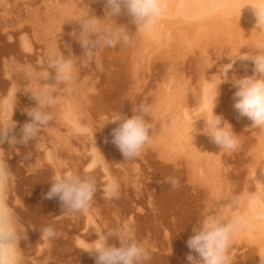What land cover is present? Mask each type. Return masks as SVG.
<instances>
[{"label": "bare ground", "instance_id": "bare-ground-1", "mask_svg": "<svg viewBox=\"0 0 264 264\" xmlns=\"http://www.w3.org/2000/svg\"><path fill=\"white\" fill-rule=\"evenodd\" d=\"M167 3L168 8L166 12L157 22L150 34H133L129 44L119 46L115 49H105L104 57L107 59L108 52L113 55V60L119 64V67L121 68L122 76L124 78H129V76H131L129 79H131V81L135 80L133 83L134 85L141 80V78H139L140 80L137 81L139 76L137 79L135 78L137 76L134 75L136 71H139L142 77L148 71L149 72L146 76L149 75L151 68L149 69L148 66L149 63L152 62V58L158 59V57H163L162 59H164V61H168V57L174 55L173 60H179L181 58L183 60L189 55H196L198 62L201 61V67H199V69L196 68V74L194 75L196 80L192 81V77H188L185 74L178 76V70H173L171 67L172 65L170 66L168 62L174 72H170L169 66L167 67V69L169 68V72L167 70L169 74L167 73L168 76L165 75V77L169 78L170 76V78L168 79V82L166 80L167 78L165 79V82L167 83H163V85H165L161 87L156 95V102L154 101V118L156 122H159L160 126L153 130L151 134V144L156 146L158 156L162 159L161 165L167 170V168H169V166H167L168 163L164 164L163 161L166 162L172 159H180V162H182V164L184 163L187 169V179L193 182V184L196 182L197 186H200L206 201L208 199L209 186L219 187L225 194L252 193V191L256 190V184L253 183V178H256V174V183L260 184L261 189H264V181H261L264 180V169H257L258 166L264 164V131L248 128L251 121L247 117L240 116L237 110L233 107L234 92L236 91V88L234 85H231L232 87L230 86L229 88L232 80L229 79L231 81L229 85L227 84L229 89L227 87L225 88L226 85L223 87V84L228 83L229 80L218 86L219 95L217 97L214 111L221 115L224 120L230 122L234 130L237 132L239 142L234 150H221L220 146L214 143L211 138L203 132V129L206 126L203 117L209 115L212 101L206 99L198 103L199 97L191 92V89L193 88L198 90L201 86H207L209 95L211 94L215 85L221 81L222 72H218V68L215 66L220 62H217L219 60L217 58L223 56H221L223 51H226V53L224 52L226 56L223 59L226 63H229L231 60L229 56L235 58L236 55L241 53V51H249L248 46L264 45V31L254 28L256 24L254 11L250 7H245L241 12L243 0H167ZM95 6L98 9L104 8V11L102 10L97 13ZM74 8H79L82 14L91 11L101 18L106 15L104 0H0V96H6L10 91L17 93L12 116V119L15 121V128L9 133L10 137L15 136L17 140L21 138L24 124L31 120L26 109L36 105V100L32 97L31 92L25 91L27 87L23 89L24 78L22 74L17 73L18 70L26 65L34 66L38 59L42 58L45 54L46 43L53 38L58 44H60L61 49L66 55L81 56L79 51H75L72 46L74 42L79 44L78 47L81 45L72 35L73 31L78 34L80 25L74 20H68L65 22L67 14ZM114 19H116L119 24L127 25L131 31L134 32L136 30V25L132 22L131 17L126 11H123L119 16L114 17ZM29 49H31V51H29ZM209 50L212 52V55L208 53ZM207 53L211 57L207 55ZM214 53L215 55L218 53L216 58L214 56L215 62H211L212 64L208 63V59H211ZM208 56L210 58H208ZM223 59H220L221 65L223 64ZM182 60H180V62ZM181 65L179 64V66ZM252 65L253 63L251 60H236L233 68L230 70V76L233 74L238 77L251 75L253 73L251 70ZM84 68V65L80 68V77L81 79L90 80V78H87L88 76L82 72ZM131 70L133 71L132 73L134 77L130 75L132 74ZM182 72L184 71H181V73ZM50 73V78L47 81H43L44 83L55 82L54 70L50 69ZM99 75L101 76L102 73ZM214 75L216 77L215 82L211 80ZM176 76H178V78H176ZM98 80L96 81V84L98 83ZM141 81L139 83L140 85L146 82L145 80V82ZM93 84L94 80L92 85ZM96 84H94V86ZM139 84L137 83L140 87ZM158 84L161 86L160 83ZM135 88L136 84L134 89ZM134 89L132 91L137 92L135 90L138 89ZM96 91L97 90H95V92ZM139 91L137 94H140ZM113 92L115 93V91ZM96 97L97 96L93 94L84 97L80 93H76L73 97L68 99L67 103L73 105L79 124L89 130L88 134H85L87 132H82V134L84 133L83 136H88L86 138L88 139L87 141L84 139L85 137L83 138L85 143L88 142L86 144L87 147L84 150L82 149L84 152H87L86 149H88V154L83 152L84 156L87 155V157L85 156L87 162L86 165L84 163L85 169L86 166L87 168L91 166V168H94L93 170L97 167L99 169L97 172L100 171L98 177H100V179L102 177V184L108 176L115 178L120 184L121 192L123 191L121 190V187L123 188L124 186L125 188L126 184H128L126 183L128 182L126 181V174L129 173H127V170L125 169H120L119 164L118 169L113 167L115 160L114 154L111 152L112 150L110 148L112 147V149H114L116 145L114 146V144L111 143L112 141L109 140L113 137L107 139L105 136L108 140L106 141L104 138H98L99 136L97 137L96 132L93 133L94 127L92 126L100 125L95 124L100 119L96 121L92 119L95 122H93L94 125L91 124L92 120L90 116L91 112H93L91 111V103L92 101L97 103ZM132 104L134 105V103ZM64 108V104L57 106L54 110L57 113L56 118L50 122L47 129L41 131L36 140H30L27 144L18 143L13 147L9 143V140L6 139L3 145H0L8 155V164L15 176L12 195L13 197H19L22 201V206L17 209V212L23 227L26 229V238L22 239L20 242V247L23 249L25 257V264H83L84 262V264H96L95 253L84 250L80 252L78 248L81 249V246H87L90 242L96 240L98 238L96 231L103 229L108 225H105L104 219H100L105 215L107 216L106 211H104L106 214L103 212L104 216H101L100 210L103 206L106 207V205H112L110 204L112 201H106L101 196V193H99L101 191H97L96 198L94 199L90 210L85 214H81L83 218L81 215L80 217L82 219L78 217L81 221L77 220L76 214L71 217L63 214L64 209L59 197L46 198V194L50 190L53 182V176L57 172L73 170V165L70 160L75 151H73L74 149L72 148V145L74 143L72 144L71 139L76 137L74 134L77 133V136H79L81 133H75L74 129L65 123L61 116V112ZM102 116H99L98 114L97 118H101V122L106 121V116ZM112 123H110V131L114 129L115 125L118 126L120 121H118V123ZM62 125L66 127L68 132L74 131V134H72L75 137L68 138V136L64 135L65 132L63 133L64 128H62ZM101 128L102 127H99L100 130ZM96 129L99 131L98 128ZM96 129L94 131H96ZM80 136L81 137L79 138H82V135ZM85 143L82 144L85 146ZM75 146L77 147V145H74V148ZM80 146L84 147L83 145ZM75 149L79 151L78 147ZM75 153L74 154L77 155L82 152ZM85 158L83 157V159ZM115 159H117V157ZM83 162H85V160H83ZM136 164L134 163V166L137 168L138 165L136 166ZM146 167H148L147 164ZM179 167H181V165ZM93 170L91 173L96 172V170ZM167 176L172 177V173L167 172ZM98 177L95 176V178ZM100 179H98L97 182H99ZM132 181H130V183H132ZM148 181L150 184L152 179L151 181ZM134 183L136 184L137 181ZM134 183L132 184L135 185ZM139 183L141 187L142 182ZM158 183L160 184V181ZM139 189L141 190V188ZM192 192H195V190ZM139 194L140 192L137 194L138 197ZM149 195L150 194H148V196ZM152 195H150V197ZM138 197L136 196V198ZM157 197L159 199V209L170 205V201L166 199V195L161 194L160 197ZM134 198L130 197L131 200ZM139 199L141 200L140 197ZM144 199L146 200V198ZM122 200H124V198L120 201ZM149 201L152 202L153 199H150ZM145 203H147V201ZM133 204L135 203L132 201L130 209L134 206ZM153 204L151 205L149 202L147 203V205H149L148 207L151 206V209L153 208ZM118 205L119 204H117V207ZM121 205H123V202ZM136 206L137 205L135 204L133 207L136 211L143 208H140V205L135 208ZM114 208L116 207L114 206L113 209ZM109 209L110 208L108 207L107 210ZM118 210L121 214L123 213L121 212V209ZM154 210L155 209H153V211ZM199 210L194 208V212L190 214V216L185 217L188 218V222L194 220V222L192 221L193 226L197 223L199 215L202 212V209ZM116 211L114 209V212ZM143 211L147 213V210L144 209ZM186 211L189 210L186 209ZM233 211L237 214L246 215L247 226L235 238L232 244L235 246L243 245L245 248H248V252L245 254L247 264H259L258 252L261 247H264V202L258 200V202L251 207H249L246 202L243 207L240 209H233ZM111 212H113V210ZM119 212L117 211L116 213ZM112 215L113 217H111ZM109 216L111 217L109 218L110 222L114 218H120V220L116 219L117 222H120L122 217L120 215L117 217L114 213L109 214ZM132 216L133 213L131 217L128 216V218L130 217L128 220L133 222ZM74 217L76 218L75 220ZM161 217L164 220H172L169 218V214L166 211L161 213ZM83 219L84 223L82 225L80 222H83ZM122 220L124 222L123 218ZM125 220H127V217ZM123 222L120 223L122 224ZM48 225L55 228L57 235L46 245V242L41 239V229ZM114 225L115 223L113 226ZM74 226L77 227L75 228ZM78 228L85 230V233L79 231L80 229ZM134 228L135 226L133 229ZM159 229L162 235L160 239L161 241H159L160 247L162 248L159 249H162V251L164 250L166 252L164 254L168 255L175 252L173 256H167L163 261H166L168 264H186L185 253H182L183 250L181 252L177 251L176 241L172 238L168 227L165 228L164 225L160 226ZM149 233L150 232H146V234H148L147 237L149 236ZM118 241L117 238L114 239L111 237L108 242L109 244L119 246ZM145 241L148 242L152 249L158 251V249H155L158 244L155 239H145Z\"/></svg>", "mask_w": 264, "mask_h": 264}, {"label": "clouds", "instance_id": "clouds-1", "mask_svg": "<svg viewBox=\"0 0 264 264\" xmlns=\"http://www.w3.org/2000/svg\"><path fill=\"white\" fill-rule=\"evenodd\" d=\"M104 3L106 15L103 18L91 11L82 14L79 8H74L66 16L65 22L74 20L80 25L78 34L73 31L72 35L84 49L81 56L66 55L53 38L46 43L45 54L34 66L26 65L18 70L17 73L30 82L28 91L36 100V105L26 109L31 120L24 124L22 136L17 140L15 136H9L15 128L12 116L17 93L10 91L6 96H0V145H3L6 139L13 147L18 143L27 144L30 140H36L41 131L47 129L50 122L56 118L57 113L54 110L61 104L65 105L61 112L65 123L78 133L88 132L87 128L79 124L73 105L67 103L76 93L87 97L95 92V88L87 79H81V66L93 59L98 61L104 49H115L129 44L133 34H150L168 8L167 0H104ZM245 7L254 11V28L264 31V0H243L241 12ZM123 11L127 12L136 25L134 32L114 19ZM248 48L249 51H241L235 58L229 56L230 62L220 67L219 72L223 73V79L215 85L210 95L207 86H201L198 90L191 89V92L199 97L198 103L206 99L212 101L209 115L203 117L206 122L203 132L219 145L221 150H234L239 142L232 124L214 111L219 95L218 86L229 79L236 88L233 107L240 116L251 121L248 128L264 131V45H252ZM236 60H251L253 73L242 77L234 74L230 76V70ZM50 69L55 72V82L44 83L43 81L50 78ZM215 79L214 75L211 80L215 82ZM133 111L134 114L130 117L114 115L105 118V124L120 121L113 129V143L120 149L125 160L138 158L145 147L152 143V124L148 118L155 114L153 107L142 103L134 107ZM258 168L264 169V164ZM91 171L90 166L83 172H57L52 178L53 182L46 198L59 197L64 209L63 214L71 217L90 210L98 188L102 189L104 199L119 197L120 184L115 178L108 176L102 185H98ZM256 178H253L256 190L252 193L225 194L219 187L209 186L208 199L193 226V235L187 241L192 250L187 256L189 264H232L230 247L247 226L246 215L237 214L233 209H240L246 202L249 207L258 200L264 202V189L256 183ZM164 182L173 188L179 186L176 177H166ZM14 183L15 176L8 164V155L3 147H0V264H25L20 242L26 238V229L17 212L22 206V201L12 195ZM96 233V240L87 246H81L82 250L96 254V264H148L152 258L153 249L147 241L136 236L128 223L106 225ZM56 235L57 232L51 225L41 229V239L46 245ZM111 237L119 240V246L109 244ZM258 257L259 264H264V247L259 249Z\"/></svg>", "mask_w": 264, "mask_h": 264}, {"label": "rangeland", "instance_id": "rangeland-1", "mask_svg": "<svg viewBox=\"0 0 264 264\" xmlns=\"http://www.w3.org/2000/svg\"><path fill=\"white\" fill-rule=\"evenodd\" d=\"M53 1H55V0H53ZM98 2V1H97ZM95 5H96V3H95ZM97 6V5H96ZM95 6V7H96ZM98 7V6H97ZM96 7V9H97V13L98 12H100V11H102L103 9L101 8V9H98ZM104 11V10H103ZM63 43V42H62ZM61 43V44H62ZM78 45L79 44H76L75 42L72 44V46L74 47V49H75V51H79V53L82 55L83 54V52H84V49L82 48V46L80 45V47H78ZM104 51H105V49L100 53V55H99V60L98 61H100V62H98L97 60H95V59H93L92 61H90V62H88V63H86L84 66H85V68L83 69V71L82 72H84L85 74H86V76H88L87 78H90V80L89 79H87V80H89V82H90V84L92 85V83H93V80H94V84H96V81L98 80V85L96 84L95 86H94V84L92 85L94 88H95V90H97L96 92H94L93 93V95H95V96H97L96 98H97V103L96 102H94V101H92V103H91V108H92V110L91 111H93L94 112V114H93V112H91V120L92 119H94L95 121L96 120H98V119H100V120H98L95 124H100V125H95V126H92V127H94L93 129L95 130L96 128H98L99 129V127H102L101 128V130L99 129V131L96 129V131H94L93 130V133L94 132H96V135H97V137L98 138H101V139H105L106 141H108L107 139L108 138H112L113 137V130H109L110 129V127H111V125H110V123H112V122H109V123H107V124H105L106 123V121H103V122H101V118H97V116H98V114H99V116H102V115H105L106 117H111V116H114V115H125V116H132L133 114H134V111H133V109H134V107H136V106H138V105H140V104H146V105H151L152 107H153V109L155 108V102H156V95L158 94V92L160 91V89H161V87L162 86H164L167 82H168V79L170 78V76H169V78L168 77H165V75H167L168 76V72H169V68H170V72L172 71V69L173 70H175V71H177V73H179V74H177L178 76H180V75H183V74H185L186 76H188V77H192L191 78V80L192 81H195L196 80V78H195V74H196V70L197 69H199V67H201V64H200V62H198V60H197V56L196 55H194V56H191V55H189V56H187V57H185L183 60H182V58L181 59H179V60H173L174 58V55H172L171 57H168V61H164V59H162L163 57H158V59H155V58H152V62L151 63H149V66H151V67H149L148 66V68L150 69V73H149V75H147L146 76V74H148V72L147 71H145V72H147L144 76H146V77H142L141 76V74L139 73V71H136V73H134V75H137L135 78L137 79V77H138V79H137V81H139L140 79L139 78H141V82H145L144 84L142 83L141 85L139 84L140 83V81L139 82H137L139 85H140V87L137 85V83H135L136 84V88L138 89V90H135L134 89V87H135V84L133 85V83L135 82V80H133V78H132V80L133 81H131V79H129V78H131V76H129V78H124L123 76H122V74H121V68L119 67V64H117L114 60H113V55H111V54H109V52H108V57H107V59L104 57ZM226 53V51H223L222 52V54H221V58H217V59H219L218 61H217V59H216V61L217 62H219V63H217V65L215 66L216 68H218L217 69V71L219 72V69H220V67H223L222 65H224V64H226V62L224 61V57L226 56L225 55V53ZM208 53L210 54V55H212V52H210V50L208 51ZM207 53V55H209ZM209 55V56H210ZM217 55H218V53H216V55H215V53L213 54V59H214V56H215V58L217 57ZM208 56V58H210ZM171 58V59H170ZM208 59L209 61H208V63H211V62H215V59L213 60V59ZM220 59H223V61H222V65L220 64L221 63V60ZM180 60H182L181 62H180ZM187 60V61H186ZM197 60V61H196ZM97 61V62H96ZM177 61H178V63L181 65H184V66H179V64L177 63ZM102 62V63H101ZM168 62H169V64H170V66L172 67V69H171V67L169 66V64H168ZM175 62V63H174ZM183 62V63H182ZM184 62H185V64H184ZM213 62V63H214ZM225 62V63H224ZM99 63H101V64H99ZM97 64V65H96ZM167 66H166V65ZM197 64H198V66H197ZM212 64V63H211ZM220 64V65H219ZM101 65V66H100ZM200 65V66H199ZM220 67H219V66ZM169 66V68L167 69V67ZM177 66V67H176ZM218 66V67H217ZM197 68V69H196ZM167 70H168V72H167ZM252 71H253V65H252V69H251ZM100 71H102V72H100ZM181 71H184V72H182L181 73ZM133 71L131 70V73H132ZM172 72H174V71H172ZM90 73V74H89ZM102 73V75L100 76L99 74H101ZM168 73V74H167ZM221 73V72H220ZM88 74V75H87ZM116 74V75H115ZM223 74V73H222ZM221 74V80L223 79V75ZM130 75H132L133 76V73L132 74H130ZM163 76V77H162ZM178 76H176V78H178ZM92 77V78H91ZM121 77V78H120ZM134 77V76H133ZM149 77V78H148ZM98 78V79H97ZM117 78V79H116ZM147 78V79H146ZM167 78V79H166ZM97 79V80H96ZM164 79V80H163ZM165 79L167 80V82H165ZM175 79V78H174ZM96 80V81H95ZM101 80V81H100ZM145 80V81H144ZM176 80V79H175ZM157 81V82H156ZM230 81L231 80H229V82H228V80L227 81H225V82H228V83H226V84H223V87L225 86V88L227 87L228 88V86H227V84L229 85V83H230ZM130 82H132V83H130ZM30 82H27V81H24V79H23V84H24V86H23V89H25L26 87L27 88H29L30 89V84H29ZM158 83H160L161 84V86H159V84ZM163 83H165L164 85H163ZM117 84V85H116ZM29 85V86H28ZM113 85H115V86H113ZM124 85V86H123ZM231 85H233V83H232V81H231V84L229 85V88H230V86ZM134 86V87H133ZM115 87V88H114ZM121 87V88H120ZM139 87V88H138ZM144 87V88H143ZM156 87H158V88H156ZM232 87V86H231ZM25 89V91H28L29 89ZM106 88V89H105ZM117 88V89H116ZM129 88V89H128ZM135 90V91H139V93L140 94H137V92H134V91H132L133 89ZM228 88V89H229ZM102 89V90H101ZM114 89V90H113ZM157 89V90H156ZM113 91H115V93L113 92ZM142 91H143V93H142ZM30 92V91H29ZM117 92V93H116ZM119 92V93H118ZM123 92V93H122ZM148 92V93H147ZM134 93V94H133ZM99 95V96H98ZM132 95H134V96H132ZM155 101V102H154ZM130 102V103H129ZM132 103H134V105L132 104ZM136 103V104H135ZM96 106V107H95ZM101 107V108H100ZM107 110H106V109ZM104 111H103V110ZM98 110V111H97ZM96 111V112H95ZM110 111V112H109ZM103 113V114H102ZM105 113V114H104ZM97 114V115H96ZM102 114V115H101ZM104 116V117H105ZM92 117H94V118H92ZM103 117V116H102ZM105 117V118H106ZM104 119V118H103ZM149 119V122L152 124V130H151V134H152V132H153V130L154 129H156V128H158V126H160V124H159V122L157 121L156 122V120H155V118H154V116L153 117H149L148 118ZM94 120H92V122H91V124L92 125H94L93 124V122H95ZM106 120V119H105ZM155 120V121H154ZM117 123H118V121H116ZM104 123V124H103ZM113 123H115V122H113ZM112 123V124H113ZM116 123V124H117ZM156 123V124H155ZM119 125V124H118ZM154 125H155V127H154ZM97 126V127H96ZM60 127H61V125H60ZM96 127V128H95ZM117 127V125H115V127L114 128H116ZM62 128H64V131H63V133H64V135H66V136H68V138H73V137H75L74 139H71L72 140V148L74 149L73 151H75V152H84L83 150L87 147L86 146V144L88 143V142H86L85 143V140L87 141L88 139H86L88 136H83L84 135V133L82 134V132L80 133V135H82V138H79V137H81L79 134V136H77V133H76V131H75V133L76 134H74L73 132H68V130L66 129V127L65 126H63L62 125ZM106 128V129H105ZM65 130H67V131H65ZM109 131V132H108ZM66 132H67V134H66ZM98 132V133H97ZM69 133V134H68ZM75 135H73V134ZM85 134H88V132L87 133H85ZM102 134V135H101ZM103 135H104V137H103ZM105 136H106V138H105ZM85 137V138H84ZM83 138L85 139V140H83ZM75 140V141H74ZM110 141H112L111 143L112 144H114L113 143V138L112 139H109ZM78 142V144H77V142ZM84 141V142H83ZM106 141H104V142H106ZM75 142H76V144H75ZM80 142V143H79ZM82 143H85V146H84V144H82ZM106 143H108V142H106ZM111 144V145H112ZM74 145H77V147H78V149H79V151L77 150V149H75V148H77L76 146H75V148H74ZM80 145H83L84 147H81ZM109 145H110V143H109ZM114 146H115V144H114ZM80 147V148H79ZM114 148V147H113ZM83 149V150H82ZM112 151V153L114 154V160H115V164H114V166L113 167H115V169H118L119 167H120V169H125V170H127L126 172L127 173H129V174H126V178H127V180L126 181H128V182H126V183H128V184H126V186H125V188H124V186H123V188L121 187V190H123V191H121V192H123V193H121L120 192V195H119V197L118 198H114V199H105L106 201L108 200V201H112V202H110V204H112V205H110V206H108V205H106V207L105 206H103L102 208H101V216H104V214H106L107 213V216L105 215L103 218L101 217L100 219L102 220V219H104V221H105V225L106 224H108L107 226H113V224L115 223V225L116 224H121L120 222H123V220H122V218L124 219V222L125 221H127V222H125V223H128L130 226H132V228L135 226V228H134V231H135V234H136V236L139 238V239H142V240H152V239H155L156 241H157V248H155V249H158V251L156 250H154V251H152V253H151V256H152V258H151V260L148 262V264H168L166 261H163V259H165L167 256H173L174 255V253H172L171 255L169 254H164V253H166L164 250L162 251V249H159V248H162V247H160V242L159 241H161L160 239H161V233H160V229H159V227L160 226H164L165 225V228L166 227H168V229L170 230V232H171V236H172V238L176 241V249H177V251H182V253L185 255V262H186V264H189V262L186 260L187 259V256L189 255V253L190 252H192L191 251V249L187 246V241H188V239L190 238V236L191 235H193L192 233H193V224H192V221L194 222V220H192V221H189L188 222V218H185L186 216H190V214H192L193 212H194V208H196V209H202L203 210V208H204V205H205V201H206V198H205V196H204V193H203V191H202V189L200 188V186H197V183L196 182H194V184H193V182H191V181H189L188 179H187V169H186V167H185V164L183 163L182 164V162H180V159H172V160H168V161H166V162H164L163 161V163L164 164H167V166H169V168H167V170H165V167L163 166V165H161V158L158 156V153H157V151H156V146L153 144H150L149 146H146L145 147V149H144V151L142 152V154H141V156H139L138 158H135V159H128V160H125V157L123 156V154H122V152L120 151V149L117 147V146H115V148L114 149H112V147L110 148ZM87 150V152H88V149H86ZM75 152H73V156H72V158H71V160H70V162H71V164L73 165V170L74 171H78V172H83L84 170H85V165L87 164V162H86V158H85V156L87 157V155H85L84 156V153L86 152H84L83 154L82 153H79V154H77L78 155V157H77V155H75L76 153ZM86 152V154H88ZM146 152V153H145ZM75 153V154H74ZM80 155V156H79ZM85 158V159H83V157ZM117 157V159H115ZM80 159V160H78V159ZM160 158V159H159ZM82 159V160H81ZM83 160H85V162H83ZM117 160V161H116ZM176 160V161H175ZM121 161V162H120ZM145 161V162H144ZM156 161V162H155ZM172 161H174V162H172ZM74 162V163H73ZM79 162V163H78ZM83 162V163H82ZM143 162V163H142ZM84 163H85V165H84ZM123 163V164H122ZM134 163L136 164V166H137V168L134 166ZM148 165V167H146V164ZM171 163V164H170ZM174 163V164H173ZM177 163V164H176ZM118 164L120 165L119 167H118ZM121 164H122V166H121ZM125 164V165H124ZM127 164V165H126ZM84 165V166H83ZM117 165V166H116ZM181 165V167H179V166ZM135 167V168H134ZM76 168H77V170H76ZM79 168V169H78ZM132 168V169H131ZM86 169H87V166H86ZM94 168H92V170H93ZM119 169V170H120ZM134 169V170H133ZM137 169V170H136ZM151 169V170H150ZM95 170H96V172L99 170L97 167H95ZM95 170H93V171H95ZM131 170V171H130ZM139 170V171H138ZM146 170V171H145ZM135 171H137V172H135ZM232 171H234V170H232ZM231 171V172H232ZM92 172V171H91ZM96 172H94V173H91V175H93L94 176V174L96 173ZM100 172V171H99ZM99 172H97L96 174H95V176L96 177H98V175H100L99 174ZM113 172V171H112ZM136 173V176H135V173ZM138 172H140V173H138ZM149 172V173H148ZM167 172H171L172 173V177H176V178H178V180H179V186L178 187H176V188H173L170 184H168V183H165L164 181H165V178L166 177H168L167 176ZM133 173V174H132ZM163 174V175H162ZM94 176V177H95ZM128 176V177H127ZM130 177V178H129ZM133 177V178H132ZM138 177V178H137ZM136 178H137V180H136ZM98 179H100V177H98V178H96V180L98 181ZM129 179H130V181H134V182H136L137 181V183L135 184L133 181H132V183H134L135 185H137V186H135V185H133L132 183H130V181H129ZM147 179V180H146ZM151 179H152V181H151ZM101 180H102V177H101V179L99 180V182H97L98 184H100V185H102V182H101ZM104 180V179H103ZM148 180H150L151 181V183L149 184L148 182ZM156 180H157V182H156ZM160 181V184L158 183ZM161 181H162V185H161ZM139 182H142V184L144 185H142L141 184V187H140V183ZM148 184H147V183ZM153 182H154V184H153ZM130 183V184H129ZM165 183V184H164ZM187 183V184H186ZM139 184V185H138ZM159 184V185H158ZM128 185H129V188H128ZM133 185V186H132ZM130 186H132V187H130ZM163 186V187H162ZM136 187V188H135ZM158 187H160V188H158ZM128 188V189H127ZM139 188H141V190L139 189ZM153 188H154V190H153ZM135 189V190H134ZM157 189V190H156ZM162 189V190H161ZM192 189V190H191ZM126 190V191H125ZM132 190V191H131ZM134 190V191H133ZM148 190V191H147ZM193 190H195V192H196V194H195V192H192ZM97 191H101V192H99V193H101V196H102V189L100 190V188H98V190ZM124 192H126V193H124ZM133 192H135V193H133ZM137 192V193H136ZM138 192H140V194H139V197L141 198V200L139 199V197H138ZM141 192H142V194H141ZM147 192V193H146ZM133 193V194H132ZM154 193V194H153ZM126 194V195H125ZM128 194V195H127ZM147 194V195H146ZM148 194H150V195H152L151 197H150V195L148 196ZM166 195V199L167 200H169L170 201V205H168L167 207H169V208H167V207H165V208H161V209H159L158 208V201H159V199H158V197L157 196H159L160 197V195ZM122 195V196H121ZM136 195L138 198H136V196H135V198H134V196ZM126 196H128V197H126ZM142 196V197H141ZM146 196V197H145ZM148 196V197H147ZM103 197V196H102ZM126 197V198H125ZM130 197L131 198H134V199H130ZM153 197V198H152ZM204 197V198H203ZM119 198H121V199H123L124 198V200H122V201H120L121 199H119ZM144 198H146V200L144 199ZM152 200L153 199V203L152 202H150L149 200L150 199ZM128 199V200H127ZM137 199H139V200H137ZM144 199V200H143ZM104 200V199H103ZM104 200V201H105ZM114 200V201H113ZM127 200V201H126ZM125 201H126V203H125ZM128 201H129V203H128ZM132 201H133V203H135L137 206L135 207V208H137L138 207V205H140L139 207L141 208V207H143V208H141V209H145V210H147V213L145 212V211H143V210H141V209H139V210H141V211H139V210H135L133 207L135 206V204H133L132 206V208L130 209V207H131V204H132ZM147 201V203L149 202L151 205L153 204V208L151 209V206L150 207H148L149 205H147V203H145ZM115 202H116V204H115ZM119 202V203H118ZM122 202H123V205H121L122 204ZM137 202V203H136ZM141 202H143V203H141ZM117 204H119L118 205V207H121V208H118L117 207ZM129 204V205H128ZM146 204V205H145ZM111 209H109V210H107L108 209V207ZM116 207V208H114L115 209V211L117 210L118 212H119V210L118 209H121L122 211L121 212H123L122 214L120 213H116V212H114V209H113V207ZM124 206V207H123ZM156 207V208H155ZM177 207V208H176ZM185 207H187V208H185ZM105 208H107V209H105ZM118 208V209H117ZM124 208V209H123ZM127 208V209H126ZM149 208V209H148ZM129 209V210H128ZM153 209H155L154 211H153ZM182 209H183V211H182ZM186 209L187 210H189V211H191V212H189V211H186ZM113 210V212H111ZM199 210V211H200ZM104 211H106V213L104 212ZM109 211H110V213H109ZM129 211V212H128ZM131 211H133V212H131ZM139 211V212H138ZM163 211H166L168 214H169V218L170 219H172V220H169V219H166V220H164L162 217H161V213L163 212ZM103 212H104V214H103ZM138 212V213H137ZM142 212V213H141ZM152 212H153V214H152ZM115 214V216H122L121 217V221L118 223L117 221H116V219H118V220H120V218H112L113 220L110 222L109 221V218H111V217H113V215L110 217L109 216V214ZM126 214V216H125V214ZM132 213H133V222L131 221H129L128 219L131 217V215H132ZM141 215H140V214ZM154 213H155V215H154ZM140 216H139V215ZM80 215L81 214H76V218H77V220H79V221H81L79 218H81L80 217ZM124 215V216H123ZM135 215V216H134ZM143 215V216H142ZM155 217H153V216ZM157 215V216H156ZM82 216V215H81ZM128 216H130L129 218H128ZM79 217V218H78ZM126 217H127V220H125L126 219ZM146 217V218H145ZM64 218V217H63ZM75 217H74V220L76 219ZM82 218H83V216H82ZM81 218V219H82ZM105 218H106V220H105ZM108 219V220H107ZM132 219V218H131ZM135 219V220H134ZM73 220V221H74ZM111 220V219H110ZM83 222H80L82 225H83V223H84V219L82 220ZM98 221L100 222V220L98 219ZM110 223H109V222ZM75 222H77V221H75ZM123 222V223H124ZM162 223V224H160V223ZM122 223V224H123ZM131 223V224H130ZM149 223V224H148ZM174 223V224H173ZM76 224V223H75ZM110 224V225H109ZM112 224V225H111ZM75 227V226H74ZM77 227V226H76ZM75 227V228H76ZM138 227V228H137ZM175 227V228H174ZM74 228V229H75ZM171 228V229H170ZM78 229H80V228H78ZM157 229V230H156ZM146 230V231H145ZM148 230V231H147ZM75 231V230H74ZM79 231H81V232H84L85 230H79ZM173 231V232H172ZM184 231V232H183ZM140 232V233H139ZM146 232L148 233V232H150L149 233V238L147 237V235L148 234H146ZM85 233V232H84ZM176 233V234H175ZM151 234V235H150ZM158 234V235H157ZM79 235V234H78ZM146 235V236H145ZM156 235V236H155ZM182 236V237H181ZM154 237H156V238H154ZM114 239H115V237H113ZM144 238V239H143ZM148 238V239H147ZM150 238H152V239H150ZM182 239H183V241H182ZM119 242V241H118ZM80 247V246H79ZM237 247V248H236ZM236 248V250L234 251V249ZM244 248V249H243ZM79 250H80V252H82L83 250H81L80 248H78ZM161 250V251H160ZM231 250V251H230ZM230 255L233 257V259H232V264H247V260H246V258H245V254L248 252V248H245L243 245L241 246H235L234 244H232L231 245V247H230ZM240 250V251H239ZM176 251V252H177ZM189 251V252H188ZM234 252V254H233V252ZM159 252V253H158ZM162 253V254H161ZM80 254V253H79ZM156 254V255H155ZM83 255V254H82ZM240 255V256H239ZM81 256V255H80ZM162 256H165V257H162ZM237 256V257H236ZM83 257V256H82ZM84 258V257H83ZM234 259H235V261H234ZM242 260V261H241ZM234 261V262H233ZM243 262V263H242ZM85 263V262H84ZM83 263V264H84Z\"/></svg>", "mask_w": 264, "mask_h": 264}]
</instances>
